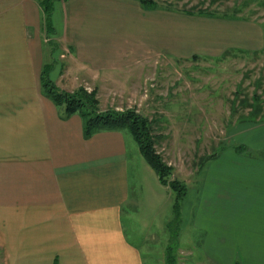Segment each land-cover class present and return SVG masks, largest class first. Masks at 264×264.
I'll return each mask as SVG.
<instances>
[{"label": "crops", "instance_id": "obj_1", "mask_svg": "<svg viewBox=\"0 0 264 264\" xmlns=\"http://www.w3.org/2000/svg\"><path fill=\"white\" fill-rule=\"evenodd\" d=\"M41 2L0 0L2 264H144L122 220L130 197L124 130L84 137L82 117L65 114L43 92V66L71 91L86 75L150 57L258 50L264 29L251 19L139 0H52L49 32ZM48 35L66 58L63 67L47 59L54 52ZM74 74L77 83L67 84ZM231 130L244 148L228 146L217 155L222 160L207 163L193 221L207 249L227 251L226 260L212 253L214 264H264V117L236 121Z\"/></svg>", "mask_w": 264, "mask_h": 264}, {"label": "rangeland", "instance_id": "obj_2", "mask_svg": "<svg viewBox=\"0 0 264 264\" xmlns=\"http://www.w3.org/2000/svg\"><path fill=\"white\" fill-rule=\"evenodd\" d=\"M155 3L160 8L198 6L217 15L226 12L255 20L264 29V0ZM52 38L46 39L54 50L53 55L48 51L47 59L63 67L66 58ZM84 79L70 92L82 88L93 94L99 111L133 110L150 120L155 152L170 167L166 180L174 179L179 192L184 191L176 210V191L158 180L133 134L123 129L130 150V197L122 220L127 237L141 248L144 264H214L212 253L226 260V250L214 253L207 249L193 212L207 163L228 146L235 148L232 125L242 118L264 117V46L258 50L230 48L215 56L150 57ZM67 81L77 83L75 74ZM218 156L216 160H222Z\"/></svg>", "mask_w": 264, "mask_h": 264}, {"label": "trees", "instance_id": "obj_3", "mask_svg": "<svg viewBox=\"0 0 264 264\" xmlns=\"http://www.w3.org/2000/svg\"><path fill=\"white\" fill-rule=\"evenodd\" d=\"M144 7H157L155 0H139ZM213 1V0H211ZM41 6L43 8L44 17L43 21L48 31L52 30L51 26V14H52V0H42ZM166 9H172L176 11H181L187 14H198L216 17H237L236 15H228L226 12H222L217 15L214 11L207 10L204 7H190V8H173L170 5L164 7ZM50 70V64L43 66L41 72V85L43 92L48 96L55 104L64 106V113H78L83 119V135L84 137H89L96 131L102 129H125L127 128L134 136L138 143L140 152L144 155L148 163L155 170L159 181L162 184H168L176 191V201L175 209L178 208V200L181 198L184 191L181 193L180 187L177 186L175 180H166V174L169 173L170 167H168L161 159L159 155L156 154L154 149V140L152 137L150 120L144 117L140 113H135L133 110H116L114 108H109L105 111H99L95 103L93 94L86 92L84 89L80 88L73 92L60 89L57 87L53 80L49 78L48 73ZM255 118L256 115H255ZM253 117L242 118L244 119H255ZM244 146L242 144H236V150L240 151ZM182 189V188H181Z\"/></svg>", "mask_w": 264, "mask_h": 264}]
</instances>
